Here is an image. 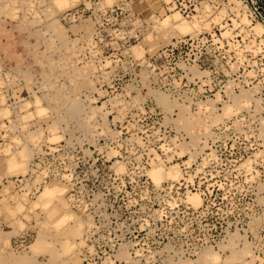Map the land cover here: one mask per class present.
Instances as JSON below:
<instances>
[{
    "label": "rangeland",
    "instance_id": "1",
    "mask_svg": "<svg viewBox=\"0 0 264 264\" xmlns=\"http://www.w3.org/2000/svg\"><path fill=\"white\" fill-rule=\"evenodd\" d=\"M60 1L0 0V264H264V0Z\"/></svg>",
    "mask_w": 264,
    "mask_h": 264
},
{
    "label": "bare ground",
    "instance_id": "2",
    "mask_svg": "<svg viewBox=\"0 0 264 264\" xmlns=\"http://www.w3.org/2000/svg\"><path fill=\"white\" fill-rule=\"evenodd\" d=\"M60 4L59 5H61V4H63V3H66L65 2V0H61L60 2H59ZM177 15V17L176 16H174V18L173 19H177V20H179L180 21V24H179V28H180V30L182 31V32H189V31H191L190 29H191V26L190 25H188V24H186V23H184V22H181V20L179 19V17H178V14H176ZM180 16V15H179ZM183 20V19H182ZM176 25V24H175ZM178 25V24H177ZM160 95V94H159ZM163 96V95H162ZM167 98V97H166ZM159 99V98H158ZM157 99V100H158ZM161 99V101L163 102L162 103V105L165 103V104H168L167 102H169L167 99V102H166V100H165V97H161L160 98ZM169 104H172V102L170 103L169 102ZM169 106H171V105H169ZM167 107V106H166ZM166 107H163V108H166ZM41 108V107H40ZM168 108V107H167ZM166 108V109H167ZM165 109V110H166ZM38 110H39V108H38ZM42 110H43V108L42 109H40L39 110V112H41L42 113ZM184 124V123H183ZM201 124H203V123H201ZM185 127H186V125H185ZM201 127V126H200ZM204 127V126H203ZM190 128V127H189ZM191 129V128H190ZM195 129V128H194ZM204 129V128H203ZM206 129V128H205ZM188 130V129H187ZM191 133L193 132V131H190ZM206 132V131H205ZM195 132H193L192 134H194ZM195 134H199V133H195ZM194 134V137L196 136ZM205 134V133H204ZM210 135V134H209ZM207 136V135H206ZM193 138V137H192ZM195 139H196V137H195ZM153 173H152V175L154 176V178H155V180H157V181H159L161 178H162V172L159 170V169H154L153 171H152ZM171 173V172H170ZM176 173V172H175ZM170 175H172V174H170ZM177 175V174H176ZM173 176V175H172ZM166 177V176H165ZM168 177H169V174H168ZM174 178H175V176H174ZM47 193L48 194H55V193H60V189H58L57 187H54V189L53 190H51V189H48L47 190ZM46 194V193H45ZM195 203H197L198 202V200L196 199V198H194V200H193ZM66 221H67V218L65 217H61V219H60V223H57L56 224V226H60V225H62L63 223H66ZM47 225V224H46ZM55 225V224H54ZM46 227V226H45ZM54 229H55V226H54ZM55 233H57L56 231H55ZM66 249L67 250H71V245H69V244H67L66 246Z\"/></svg>",
    "mask_w": 264,
    "mask_h": 264
}]
</instances>
